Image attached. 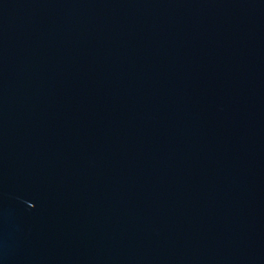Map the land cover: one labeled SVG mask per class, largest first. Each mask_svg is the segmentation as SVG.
<instances>
[{"label": "water", "instance_id": "95a60500", "mask_svg": "<svg viewBox=\"0 0 264 264\" xmlns=\"http://www.w3.org/2000/svg\"><path fill=\"white\" fill-rule=\"evenodd\" d=\"M0 264H264V0H0Z\"/></svg>", "mask_w": 264, "mask_h": 264}]
</instances>
